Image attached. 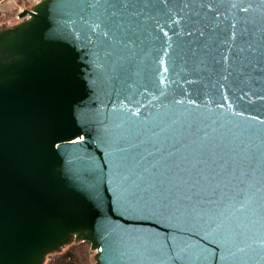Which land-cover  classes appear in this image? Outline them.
Masks as SVG:
<instances>
[{"label":"water","instance_id":"1","mask_svg":"<svg viewBox=\"0 0 264 264\" xmlns=\"http://www.w3.org/2000/svg\"><path fill=\"white\" fill-rule=\"evenodd\" d=\"M0 29V264H264V0H44Z\"/></svg>","mask_w":264,"mask_h":264},{"label":"trees","instance_id":"2","mask_svg":"<svg viewBox=\"0 0 264 264\" xmlns=\"http://www.w3.org/2000/svg\"><path fill=\"white\" fill-rule=\"evenodd\" d=\"M2 14L0 9V17ZM90 256L91 251L88 243H74L60 253L50 255L45 264H93Z\"/></svg>","mask_w":264,"mask_h":264},{"label":"rangeland","instance_id":"3","mask_svg":"<svg viewBox=\"0 0 264 264\" xmlns=\"http://www.w3.org/2000/svg\"><path fill=\"white\" fill-rule=\"evenodd\" d=\"M31 2L27 0H0V9L2 10L3 14L0 17V29L8 28L17 25L21 20L19 19L18 15L22 9H30ZM91 251L90 259L93 264L94 263V256L95 252Z\"/></svg>","mask_w":264,"mask_h":264},{"label":"built area","instance_id":"4","mask_svg":"<svg viewBox=\"0 0 264 264\" xmlns=\"http://www.w3.org/2000/svg\"><path fill=\"white\" fill-rule=\"evenodd\" d=\"M14 1H18V0H14ZM27 1L31 2V6H34V5L40 3V2H42L44 0H27ZM22 10H24V9H22Z\"/></svg>","mask_w":264,"mask_h":264}]
</instances>
